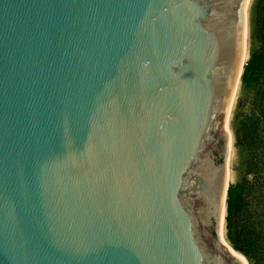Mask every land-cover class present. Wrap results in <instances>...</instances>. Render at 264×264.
<instances>
[{"label":"water","instance_id":"1","mask_svg":"<svg viewBox=\"0 0 264 264\" xmlns=\"http://www.w3.org/2000/svg\"><path fill=\"white\" fill-rule=\"evenodd\" d=\"M246 1L0 0V264H240Z\"/></svg>","mask_w":264,"mask_h":264},{"label":"trees","instance_id":"2","mask_svg":"<svg viewBox=\"0 0 264 264\" xmlns=\"http://www.w3.org/2000/svg\"><path fill=\"white\" fill-rule=\"evenodd\" d=\"M252 40L241 79L252 97L238 102L233 121L241 177L228 190L225 234L252 264H264V0L254 8Z\"/></svg>","mask_w":264,"mask_h":264},{"label":"bare ground","instance_id":"3","mask_svg":"<svg viewBox=\"0 0 264 264\" xmlns=\"http://www.w3.org/2000/svg\"><path fill=\"white\" fill-rule=\"evenodd\" d=\"M251 3H252V0L246 1L245 7H244V10L242 13V18H243V47H244V53H243V57H242V67H244V65L246 64V62L249 59V46L250 45L248 46V40H249V35H250L249 12H250ZM241 72H242V68H241ZM240 87H241V82L239 79V81L235 85V89L233 92L230 108L228 111V115H227V119H226V123H225V127H224V132L227 133L230 137V146H229L230 147V153H232L233 136H232V133L229 129V122H230L231 112L233 109L235 98H236L238 91L240 90ZM229 159H230V156H229ZM228 162H229V160L227 161V171H226V176H225V189H224V195L222 197L224 243L227 245V247L230 249V251L233 253V255L236 257V259L239 261L240 264H250L248 259L243 254H241L240 252H237L236 250H234L226 239V234H225V232H226L225 231L226 193H227L228 187L232 181V178H231L232 175H231V172H229Z\"/></svg>","mask_w":264,"mask_h":264},{"label":"rangeland","instance_id":"4","mask_svg":"<svg viewBox=\"0 0 264 264\" xmlns=\"http://www.w3.org/2000/svg\"><path fill=\"white\" fill-rule=\"evenodd\" d=\"M257 1L258 0H252L251 7H250V12H249V27H250V35H249V40H248V46L250 45L249 46V58H250V53H251L252 44H253V40H252L253 16H254V8H255V6L257 4ZM251 97H252V95L249 94V92L244 90V88L242 86V83H241L240 90L238 91V93L236 95V98H235V102H234V105H233V109H232L231 117H230V122H229V129H230V131L232 133V136H233L232 153L229 154L230 159H229V156L227 157V161L229 160V162H228L229 172H231V175H232L231 176L232 181H231L230 185L236 184L240 180V177H241V174H240V172L238 170L239 166H240V156H239V152H238L237 148L235 147L233 121H234L235 113L237 111L238 102L240 100H243L244 103L248 104L249 103V99ZM249 263L252 264L250 261H249Z\"/></svg>","mask_w":264,"mask_h":264},{"label":"flooded vegetation","instance_id":"5","mask_svg":"<svg viewBox=\"0 0 264 264\" xmlns=\"http://www.w3.org/2000/svg\"><path fill=\"white\" fill-rule=\"evenodd\" d=\"M218 147H219V148L222 147V141L219 143ZM215 155L217 156V159L220 160V156H221L220 151L216 150V151H215Z\"/></svg>","mask_w":264,"mask_h":264}]
</instances>
